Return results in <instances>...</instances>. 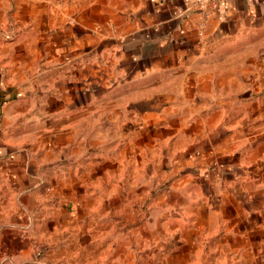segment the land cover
<instances>
[{
    "label": "crops",
    "instance_id": "1",
    "mask_svg": "<svg viewBox=\"0 0 264 264\" xmlns=\"http://www.w3.org/2000/svg\"><path fill=\"white\" fill-rule=\"evenodd\" d=\"M199 1L0 0V264H110L117 239L264 264L262 90L236 67L264 0H220L202 35Z\"/></svg>",
    "mask_w": 264,
    "mask_h": 264
},
{
    "label": "rangeland",
    "instance_id": "2",
    "mask_svg": "<svg viewBox=\"0 0 264 264\" xmlns=\"http://www.w3.org/2000/svg\"><path fill=\"white\" fill-rule=\"evenodd\" d=\"M239 49L240 50H237V52L238 53L240 52L242 53V55H244L241 56L242 61L238 62V64L236 65L237 70L241 72V74H239V80L244 87H247V85H251L253 82H255L256 91L260 92L262 90L260 94H257V98L260 99L261 111H262L264 110V29L254 32V34L253 33L250 34L249 38H245L241 42V46ZM35 50H38V48ZM2 51L3 49H0V52ZM29 53H34V52L31 50ZM35 62L36 61L30 63L29 60H27L26 63L22 61L21 65L18 64L19 67H21L22 69L20 73L18 72L19 73L18 76H21L24 82L29 81L28 83L30 82L34 83L35 78L32 79L31 77H29V74L27 73L33 67L36 66ZM31 64L32 66L29 67V65ZM5 68H7L9 72L10 69L6 67L3 61L0 60V86H2L3 88H7V73ZM252 71H254V74L252 73ZM245 72H251L252 74L251 73L249 74L252 75L251 76L252 78L245 76ZM27 77L29 78V80H27L28 79ZM261 113L262 115H264V112ZM256 131L258 132L256 134L259 135L264 132V120H260L259 122L256 123ZM144 140H146V138ZM145 142L147 141H143V143ZM152 149H153L152 147L148 148L149 151H152ZM167 172L159 173V174L154 173V176H152L153 178H151L150 175L151 173L143 172L144 174H147V175H143L144 176L143 182L147 183L152 187V190L150 191V195L152 194V196H155L157 195V193L161 192L162 189H164L166 182L169 180L159 181V179L163 177V175H167L166 177L171 176V174ZM156 175H157V180H156ZM140 228L141 229H139L138 232L140 230L148 231L146 230L147 227L145 229L144 227H140ZM135 241L139 242L136 239H132V242L134 244ZM115 242L118 243L120 241L119 239H117ZM115 244L112 247L111 255L113 257V260L110 264H139V263L146 264L151 260V255L149 254L151 251L150 241L148 242L149 247L138 248L135 252H133V250L126 251L123 246H119ZM34 248L37 256H41L44 253L45 248L41 247L39 244H35ZM94 261H95L94 264H107L104 263L102 259L100 258L98 259V257H96Z\"/></svg>",
    "mask_w": 264,
    "mask_h": 264
},
{
    "label": "built area",
    "instance_id": "3",
    "mask_svg": "<svg viewBox=\"0 0 264 264\" xmlns=\"http://www.w3.org/2000/svg\"><path fill=\"white\" fill-rule=\"evenodd\" d=\"M220 0H200L199 4L200 7L203 9L202 13H201V21H200V26L201 29L199 31V34L202 35L203 34V30H204V26L206 25L209 15H211L213 12L216 11L217 8V3Z\"/></svg>",
    "mask_w": 264,
    "mask_h": 264
}]
</instances>
